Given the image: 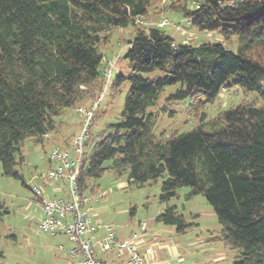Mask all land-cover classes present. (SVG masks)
I'll use <instances>...</instances> for the list:
<instances>
[{
    "label": "trees",
    "instance_id": "trees-1",
    "mask_svg": "<svg viewBox=\"0 0 264 264\" xmlns=\"http://www.w3.org/2000/svg\"><path fill=\"white\" fill-rule=\"evenodd\" d=\"M153 1L188 19L187 28L234 38L235 48L183 44L157 26L141 27L136 20L149 15ZM129 26L134 36L122 59L131 75L115 73L104 86L102 49L116 29ZM119 87L126 92L117 122L93 130L102 117L99 102L92 113L80 192L91 194L93 180L106 171L125 175L128 188L160 178V202L188 187L185 199L201 195L212 208L221 226L216 239L237 250L231 264H264V0H0L3 176L21 177L24 141L42 144L57 133L65 109L76 111ZM167 88L173 90L164 101H188L195 123L159 138L150 108ZM231 88L246 97L207 119L205 108ZM71 148L72 142L61 149ZM198 216L187 221L167 206L155 221L184 235L198 226Z\"/></svg>",
    "mask_w": 264,
    "mask_h": 264
},
{
    "label": "rangeland",
    "instance_id": "rangeland-1",
    "mask_svg": "<svg viewBox=\"0 0 264 264\" xmlns=\"http://www.w3.org/2000/svg\"><path fill=\"white\" fill-rule=\"evenodd\" d=\"M174 17L180 18L174 11H166L162 3L153 1L149 8V15L143 17L141 27L157 26L169 33L172 28L174 34L179 36L178 42L197 45L204 42H220L234 49L236 41L232 38L226 41L218 33L199 32L188 28L175 31L171 24L160 25L163 18L170 23H177ZM134 36V28H118L110 37L108 44L102 49L105 68L110 70L105 74V84H109L111 76L121 73L131 75L126 61L122 59L127 42ZM184 41V42H183ZM109 74V77L106 75ZM105 88V87H104ZM121 94H116L121 92ZM173 90L167 88L160 96L156 105L150 110L156 114L157 133L159 138H166L178 130L179 133L191 129L195 123L192 116L188 115V101L169 104L164 101L166 94ZM125 87L104 92V96L97 99L99 113L93 124V130H99L105 122H117L121 110ZM246 94L236 88L222 89L212 105L205 108L207 119L215 117L219 110L240 103ZM102 98V100H100ZM99 100V101H98ZM94 102L86 100L80 107L90 109ZM165 106L164 111L162 110ZM168 112H172L169 116ZM57 120L62 121L58 132L49 133L44 142L36 143L29 138L22 147L23 162L18 171L20 178L6 177L1 174L0 167V264H68L67 250L71 243L62 234L43 233L39 227L41 218L40 204L29 189L31 186L45 188L49 195L47 183L41 179L52 166L48 155L53 148H69L74 136L80 131L79 124L84 123V116L77 110L65 109ZM161 179L145 183L142 187H127L126 176H116L111 171L104 172L99 178L93 180L95 189L91 192L93 199L89 202V215L95 223L109 226L111 230L125 236L136 231L138 224L145 223L148 231L158 234L159 237L170 244L175 243L186 251V258L194 264H231L237 255V250L230 249L223 242L217 240L221 226L216 220L212 208L201 195H194L185 199L188 187H181L176 191V196L167 202H160L158 194ZM102 194L100 197L95 194ZM167 206H175L187 221L193 214H198V226L184 235L173 234L174 228L165 226L155 221L156 215ZM169 230V231H167ZM175 233V232H174ZM177 237V238H176ZM178 243V244H177ZM179 254V253H177ZM181 256V255H180Z\"/></svg>",
    "mask_w": 264,
    "mask_h": 264
},
{
    "label": "built area",
    "instance_id": "built-area-1",
    "mask_svg": "<svg viewBox=\"0 0 264 264\" xmlns=\"http://www.w3.org/2000/svg\"><path fill=\"white\" fill-rule=\"evenodd\" d=\"M136 22L142 23L143 18L137 19ZM189 23L186 18L177 23H170L166 18L160 21L161 26L171 24L175 31L181 32L188 29ZM108 68H105V74L110 72ZM106 76L109 77V74ZM95 107L96 103L90 109L83 107L76 109L79 115L84 116V123L72 140V148L70 150L53 148L48 155V161L52 166L41 179L45 182H56L52 194L48 195L44 188L39 186L29 187L40 204L39 227L43 233L64 235L72 244L67 251L68 264H106L96 256V246L105 254L118 255L123 251L127 252L128 257L123 264H149L146 255L151 253V249L145 247L143 252L138 250L144 235L145 223L138 224V229L130 233L126 239H119L109 226L93 223L89 215V202L93 195L83 194L79 190L77 183L79 164ZM101 195L95 194L97 197ZM100 227H103L106 233L94 241L92 236Z\"/></svg>",
    "mask_w": 264,
    "mask_h": 264
},
{
    "label": "crops",
    "instance_id": "crops-1",
    "mask_svg": "<svg viewBox=\"0 0 264 264\" xmlns=\"http://www.w3.org/2000/svg\"><path fill=\"white\" fill-rule=\"evenodd\" d=\"M174 18L176 20L178 19L180 20V18L178 17L177 18L174 17ZM173 31L174 30L171 28L169 33L167 32L166 33L170 35L176 42L180 41L179 36L177 34L175 35ZM47 185L49 189L48 193L49 195H51L53 192L54 185L49 184V183H47ZM93 223L95 222L93 221ZM97 224H100V223H97ZM100 225L105 226L103 224H100ZM105 233H106L105 229L103 227H100L99 230L92 237L95 241L99 239L100 237H102ZM173 234L175 233L173 232ZM129 235L130 234L125 236L123 233H121L120 235L115 234V236H117L119 239H126ZM175 245H176L175 243L170 244V242L162 240L158 234L148 231L145 225L144 235L142 236V242L138 245V250L140 252H143L145 247H149L151 249V253L146 255V259L148 260L149 264H194V262L190 258H186V251L181 249L183 248V246L177 249ZM95 250H96V256L101 261L105 262L106 264H123V262L128 257V254L125 251L116 255L114 253H108V254L102 253L98 246L95 247ZM67 263H68V260H67Z\"/></svg>",
    "mask_w": 264,
    "mask_h": 264
}]
</instances>
